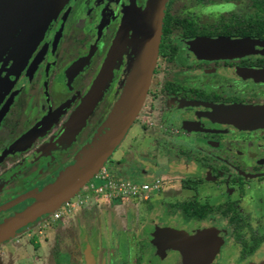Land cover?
<instances>
[{
	"label": "flooded vegetation",
	"instance_id": "flooded-vegetation-1",
	"mask_svg": "<svg viewBox=\"0 0 264 264\" xmlns=\"http://www.w3.org/2000/svg\"><path fill=\"white\" fill-rule=\"evenodd\" d=\"M149 1L0 0V225L33 204L74 164L80 150L103 133L122 81L130 78L131 59L143 40L145 44L146 32L139 28ZM220 38L237 47L214 48L218 55L207 56L203 40ZM231 105L264 107V4L165 0L141 106L106 159L117 153L114 164L105 166V161L99 168L113 179L155 186L145 195L105 198L91 191L92 176L55 210L15 228L0 249L10 255L23 250L27 236L32 253L20 255V264H72L77 247L83 264L116 259L112 247L105 256L103 251L93 255L85 229L79 243L71 231L82 216L99 230L101 207L126 204L139 211L142 207L144 217L148 215L137 219L138 224L143 221L139 232L147 233L136 255L128 249L127 264H150L161 243L200 230L207 231L208 248L216 240L203 223L212 214L225 219L238 259H246L242 264L264 260H252L264 233L252 229L249 211L240 207L245 184L264 181V127L229 122ZM117 165L126 176L115 170ZM215 183L219 189L214 187L213 197L202 198L205 185ZM202 208V218L186 214ZM56 212L60 214L54 217ZM257 213L264 215V208ZM173 217L181 228L170 223ZM256 238L255 249L242 256L241 247H250ZM96 240L101 242L100 232ZM221 245L209 264H216ZM0 259V264H11L1 254Z\"/></svg>",
	"mask_w": 264,
	"mask_h": 264
},
{
	"label": "water",
	"instance_id": "water-1",
	"mask_svg": "<svg viewBox=\"0 0 264 264\" xmlns=\"http://www.w3.org/2000/svg\"><path fill=\"white\" fill-rule=\"evenodd\" d=\"M164 2L165 0H150L148 10L140 24L139 29L146 32L144 54L138 69L133 94L123 116L114 126L110 127L107 135L102 133L98 136V142L93 140L87 147L80 150L74 164L63 170L53 183L38 193L36 201L31 206L0 225V238L15 226L44 213L47 209L55 210L61 203L67 201L97 172L120 142L141 106L154 67ZM203 43L201 48L208 52L207 56L218 55L214 48L237 47L235 41L221 38L206 39ZM250 44L252 45L253 42L251 41ZM227 114L229 122L239 127H264V107L231 105L227 108ZM110 118L111 115L103 124L106 125ZM206 233V230H200L180 240L161 243L155 249L150 264H209L218 242L214 241V244L206 248L209 245ZM256 264H264V260Z\"/></svg>",
	"mask_w": 264,
	"mask_h": 264
},
{
	"label": "rangeland",
	"instance_id": "rangeland-1",
	"mask_svg": "<svg viewBox=\"0 0 264 264\" xmlns=\"http://www.w3.org/2000/svg\"><path fill=\"white\" fill-rule=\"evenodd\" d=\"M205 14L201 15V18L204 17ZM144 40L141 42V44L136 49V54L134 58L132 57L131 63H130V69H131V75L129 80H123L122 86H121V95L117 98L115 101V106L113 108V112L110 113L111 118L108 120L106 125L104 126L103 133L108 134V131L110 127L114 126L118 119H120L124 112L126 111L128 104L130 102L131 96L133 94L134 87L136 85V78L138 74V67L141 62V56L144 54ZM136 58V60H135ZM136 128L135 124L129 129V133L134 131ZM102 135V134H101ZM96 136V135H95ZM129 136H127L128 138ZM127 138L122 141L121 146L124 145ZM94 142H98V137L95 139ZM100 145V144H99ZM99 147V146H98ZM117 153H114L106 162L105 166H112L115 162ZM115 170L121 175L126 176L125 169H123L121 166L117 165L115 167ZM93 185L99 184V180L92 179L91 181ZM86 186V185H84ZM219 189V185L215 183V185H205L201 192L202 198H212L214 195V187ZM225 187H227V184H225ZM224 187V188H225ZM84 188V187H82ZM243 199V200H242ZM240 200V207L242 211H249V223L254 231L257 233H264V215H259L257 213L258 207L264 208V181L262 183H246L245 184V194L244 197ZM259 202L257 205L256 202ZM88 204V201L86 202ZM91 204V202H90ZM90 204H88L90 206ZM32 203L30 204V206ZM93 205V204H92ZM116 205V204H115ZM111 205L109 207H101L104 209V213L102 216V226L99 228V230L96 228V226H93L90 220H85L82 216V220L76 221L75 225H73V231H71L72 237L75 240V243H79L81 241V234L84 233L82 229H85V234H87V238L91 240L92 245V251L93 255H101L103 251V255L105 256L108 251V247H112L114 249V256H116V259H96L95 264H127V252L128 249L131 248L135 255L137 251H139V242L141 239V236L143 234H146V230H142L139 228V224L142 223L144 219L148 217H144V209L141 207L140 211L137 208H133L130 205L122 204L121 206L118 205ZM28 207V206H26ZM91 207V206H90ZM82 211L86 212L85 208H82ZM83 213V212H82ZM92 214L91 219L93 216V210L90 212ZM158 215L161 214V211L159 209V212H156ZM83 215V214H82ZM142 219L140 223L138 224L137 219ZM94 219V218H93ZM170 223L173 224L174 227H180L179 224V218L177 219H169ZM74 224V223H73ZM141 225V224H140ZM204 226L208 228V236L213 237L216 241H218L221 245V252L219 253L220 256L216 258L215 263L216 264H242L246 261V259L240 260L238 259V246L234 242L233 237L231 236V232L228 227H226L225 219H223L220 216H216L214 214L209 215L206 222L203 223ZM48 228L47 230H49ZM161 229V228H160ZM102 237L101 242H98L97 234H99ZM45 234H49V231ZM140 234V235H139ZM27 239V236H26ZM24 240L23 244L21 245V248H24L23 250L20 249L19 252L21 256L29 257L31 256V248H32V242H28L29 240ZM34 240L38 243L39 240H41L40 234L36 233ZM77 241V242H76ZM39 244V243H38ZM218 244V245H219ZM11 251L13 252L14 248L10 247ZM14 253V252H13ZM73 263L72 264H83L81 257H80V248H74L73 249ZM37 249L34 251V255L38 256ZM264 256V241L260 245L258 251L252 257V260L257 261L261 257ZM118 258V259H117ZM1 260V259H0ZM2 261V260H1ZM58 261H60L58 259ZM118 261V262H117ZM64 262H68L67 260H64ZM39 263V262H37ZM34 264H36L34 262Z\"/></svg>",
	"mask_w": 264,
	"mask_h": 264
},
{
	"label": "built area",
	"instance_id": "built-area-1",
	"mask_svg": "<svg viewBox=\"0 0 264 264\" xmlns=\"http://www.w3.org/2000/svg\"><path fill=\"white\" fill-rule=\"evenodd\" d=\"M93 176L96 180H99V184H90L91 191L105 198L130 197L140 193L145 195L149 189L155 186V183L143 182L136 184L125 180L113 179L104 168L99 169ZM59 214V212L54 213V217Z\"/></svg>",
	"mask_w": 264,
	"mask_h": 264
},
{
	"label": "crops",
	"instance_id": "crops-1",
	"mask_svg": "<svg viewBox=\"0 0 264 264\" xmlns=\"http://www.w3.org/2000/svg\"><path fill=\"white\" fill-rule=\"evenodd\" d=\"M33 218V217H32ZM24 224V223H23ZM21 224H19V225H17V226H15L13 229H11V230H8L7 232L8 233H6L5 235H3L1 238H0V242L1 241H4V240H7L8 238H9V236L10 235H12L13 234V231H14V229L15 228H17L18 226H20ZM16 251H19L20 252V250L18 249H15V252L12 254V255H10L9 253H8V251L6 250V249H4V248H1L0 249V254L3 256V261H7V263H9V260H10V263L11 264H20V263H22L21 262V260H20V253L19 252H16ZM42 253H44V252H42ZM46 254V253H45ZM10 256H11V258H10ZM7 259H6V258ZM20 260V261H19Z\"/></svg>",
	"mask_w": 264,
	"mask_h": 264
},
{
	"label": "trees",
	"instance_id": "trees-1",
	"mask_svg": "<svg viewBox=\"0 0 264 264\" xmlns=\"http://www.w3.org/2000/svg\"><path fill=\"white\" fill-rule=\"evenodd\" d=\"M261 2L264 4V0H261ZM194 207H195V206H194ZM205 212H206V211L202 208V209L199 210L198 213H196V212H194V211L192 210V211H190V212H187L186 214H188V216H190V217L202 218V217H204ZM259 240H260V238H256V239L253 241L252 245H251L250 247H248V248H246V247L243 245V246L241 247V253H242V256L245 255V254H249V253H251V252L255 249L256 245H257L258 242H259Z\"/></svg>",
	"mask_w": 264,
	"mask_h": 264
}]
</instances>
